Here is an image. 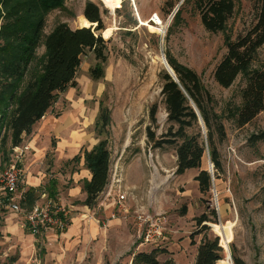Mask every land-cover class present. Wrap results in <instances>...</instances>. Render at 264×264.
Masks as SVG:
<instances>
[{
	"label": "rangeland",
	"instance_id": "rangeland-1",
	"mask_svg": "<svg viewBox=\"0 0 264 264\" xmlns=\"http://www.w3.org/2000/svg\"><path fill=\"white\" fill-rule=\"evenodd\" d=\"M88 1L99 5L106 27L100 31L108 41L105 77L91 78L90 67L96 61L87 53L76 77L77 86L59 93L51 109L56 117L63 109H83L90 124L79 123L82 127L79 131L84 128L93 142L99 141L94 129L99 109L107 106L112 115L108 135L112 167L119 158L127 163L134 159L143 173L141 177L137 171L132 174L134 186L130 190L132 194L126 203V212L120 211L119 206L112 207L107 213L98 206L91 208L100 221H113L105 228L108 230L106 248L102 247L97 256L95 250L85 246L86 256L82 262L74 259L76 262L71 264H131L136 252L155 248L168 251L160 255L161 261L173 258L179 264H194L205 233L210 237L220 235L224 242L223 262L218 264L230 260L235 264L233 252L247 264H264V140L251 139L254 134L264 131V111L250 124L238 126L235 114L242 105L246 75L241 74L229 88L222 87L214 77L217 65L227 53V37L236 40L255 24L258 0H235L236 9L226 30L218 33L205 28L200 13L194 8V0L186 3L185 0H64L61 7L46 16L45 34L60 22H66L72 28L85 25L83 11ZM171 4L175 8L170 13ZM181 6V18L175 23L174 17ZM154 15L160 17L162 25L151 21ZM167 53L199 74L213 97L209 108L216 115L214 121L225 126L226 138L218 143L223 165L218 177L208 150L203 158V169L211 170L213 166L215 180L209 194H202L195 180L200 169H189L182 175L176 173V146L152 148L148 141L149 111L154 103L158 104V125L153 127L157 135L166 132L171 125L160 79V73L166 69L164 55L167 59ZM44 54L45 46L40 45L33 67ZM263 66L264 46L257 52L251 69ZM205 131L206 127L202 126L204 136ZM216 138L218 140L217 134ZM12 157L9 137L6 148L0 152V177ZM50 157L45 161L47 172L51 170L48 168ZM123 176L124 186L128 182L126 170ZM115 181L111 172L99 202L118 199L120 193ZM21 208L19 212L0 210V264H7L12 257H18L15 264L26 263L19 235L23 232L31 234L26 222L30 209L23 202ZM115 211L117 217L111 219ZM143 211L165 218L164 235L157 243L141 244L136 215ZM203 213L211 219L206 222L209 226L206 232L204 224L200 225L196 220ZM47 237L45 244L35 238L33 257H37V261L32 260L30 264H51L52 260L46 259L49 253Z\"/></svg>",
	"mask_w": 264,
	"mask_h": 264
},
{
	"label": "trees",
	"instance_id": "trees-1",
	"mask_svg": "<svg viewBox=\"0 0 264 264\" xmlns=\"http://www.w3.org/2000/svg\"><path fill=\"white\" fill-rule=\"evenodd\" d=\"M63 1L0 0V152L6 148L9 137L11 148L21 145L34 125L51 109L59 93L77 86L76 77L87 53L96 61L90 67L91 78L105 77L108 41L100 32L106 27L101 9L95 2L88 1L83 11L85 25L93 22L97 23L95 27L72 28L68 23L60 22L45 34L46 16L61 7ZM194 3L203 25L213 33L226 30L236 9L235 0H194ZM174 8L171 4L168 12ZM181 13L182 6L174 17L175 23L180 20ZM225 44L227 53L217 65L214 77L222 87L229 88L241 74L246 75L242 105L235 114L237 125L243 127L264 111V66L251 69L257 52L264 46V0H258L255 24L236 40L227 37ZM40 45L45 46V54L33 67ZM167 59L178 79L166 69L160 73L161 93L171 125L166 132L157 135L153 127L158 125V104L154 103L149 111L148 141L152 148L176 146V173L182 175L189 169H200L195 180L201 193L209 194L212 175L202 168L203 158L208 150L218 177V172L223 170L218 143L226 138L225 126L222 122L215 123L216 115L209 108L213 97L199 74L168 53ZM200 118L207 129L206 136ZM111 122V110L101 106L94 128L98 143L91 150H82L70 161L80 162L84 157V166L91 172V179L83 181V190L87 194L83 203L90 208L97 206L100 194L110 181L112 160L108 135ZM251 139L264 140V131L254 134ZM43 190L48 198L57 200V181L50 178L45 186L24 192L22 202L31 209ZM196 220L200 225L204 224V231L209 228L206 222L211 219L207 213ZM224 248L220 235L210 237L205 233L194 264H218L224 258ZM167 252L162 248L139 251L134 254L131 264H179L173 258L161 261L160 255ZM17 260L18 257H12L7 264H15ZM233 260L235 264H247L234 252Z\"/></svg>",
	"mask_w": 264,
	"mask_h": 264
},
{
	"label": "crops",
	"instance_id": "crops-1",
	"mask_svg": "<svg viewBox=\"0 0 264 264\" xmlns=\"http://www.w3.org/2000/svg\"><path fill=\"white\" fill-rule=\"evenodd\" d=\"M53 113L54 110L49 109L45 116L34 125L32 132L25 136L24 142H28L31 149L24 160L23 166L27 176L22 192L45 186L50 178L57 181L56 201L70 210L71 219L65 231L48 233L46 245L49 247V253L46 259H51V264H71L76 262L74 259L82 262L86 256L85 246L95 250V255L98 256L101 248H106L107 245V228L105 229L99 221L87 219L85 215L90 207L83 203L87 197L83 190V181L91 179V172L84 166V157L80 162H70L84 146H86L85 149L90 150L98 141L91 142V137L84 128L79 131L82 128L79 123L90 124V118L83 109H63L61 113H58V117ZM49 155L51 157L48 168L51 170L47 172L45 161ZM112 166L111 172L115 177L126 170L128 182L124 184V187L129 191L134 186L131 178L134 171H137L140 177L143 173L142 170H138L140 165L134 159L127 163L119 158L114 168ZM102 203L105 207L100 206L101 211L107 213L111 210V203L107 200ZM98 204L100 205L99 201ZM112 222L110 221L109 224ZM19 237L25 264H30L32 260L37 261V257H33L36 251L34 243L36 237L26 232Z\"/></svg>",
	"mask_w": 264,
	"mask_h": 264
},
{
	"label": "built area",
	"instance_id": "built-area-1",
	"mask_svg": "<svg viewBox=\"0 0 264 264\" xmlns=\"http://www.w3.org/2000/svg\"><path fill=\"white\" fill-rule=\"evenodd\" d=\"M156 18H158V15L151 17V21L155 22ZM30 149L31 146L28 142H23L21 145L13 147L11 162L0 177V210L8 209L13 212H19L22 209L21 202L24 194L22 186L27 176L23 165L27 152ZM123 181V173H120L117 175L115 181V186L120 194L118 195V199L109 203L112 204L113 208L119 206L120 211L126 212V203L132 193L123 186ZM104 201H100V205H97L98 208L104 206L102 203ZM85 215L87 219L101 222L104 228L109 226V222L100 221L91 208H88ZM116 217L115 211L112 213L111 219H115ZM70 219V210L66 206L57 203L56 200L48 198L45 190L40 193L39 198L26 215L27 227L30 233L38 241H41L42 244L46 243L49 231H55L56 233L65 231L69 226ZM136 220L142 245L157 243L162 239L165 230V218L162 215L143 211L136 215Z\"/></svg>",
	"mask_w": 264,
	"mask_h": 264
},
{
	"label": "water",
	"instance_id": "water-1",
	"mask_svg": "<svg viewBox=\"0 0 264 264\" xmlns=\"http://www.w3.org/2000/svg\"><path fill=\"white\" fill-rule=\"evenodd\" d=\"M91 24H90V26H93V27H95L96 25H97V23H93V22H90ZM90 26H86V27H90ZM102 34V36L104 37V35H103V32L101 33ZM105 38V37H104ZM164 59H165V61H166V69H167V71L178 81V79H177V76H176V74H175V72H174V70H173V68L170 66V64L168 63V60L166 59V57H165V55H164ZM200 123L202 124V126H203V128L205 129V124H204V121H203V119L202 118H200ZM205 133H206V131H205ZM213 166L211 167V170H209V172L211 173V175H212V181L214 182V180H215V178H214V172H213ZM231 254V253H230ZM231 258H232V256H231Z\"/></svg>",
	"mask_w": 264,
	"mask_h": 264
},
{
	"label": "bare ground",
	"instance_id": "bare-ground-1",
	"mask_svg": "<svg viewBox=\"0 0 264 264\" xmlns=\"http://www.w3.org/2000/svg\"><path fill=\"white\" fill-rule=\"evenodd\" d=\"M118 2L119 0H108V2ZM156 24L157 25H159V24H163V22H162V20L160 19V17L158 16V18H156ZM147 24V23H146ZM85 26H90V25H85ZM152 27V26H151ZM104 35V34H103ZM105 37V36H104ZM106 38V37H105ZM166 62V61H165ZM169 63V62H168ZM227 248H228V244H227ZM229 249V248H228ZM219 262H223V261H219ZM226 264H233L232 262H231V260L229 261V262H226Z\"/></svg>",
	"mask_w": 264,
	"mask_h": 264
}]
</instances>
